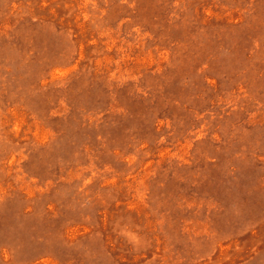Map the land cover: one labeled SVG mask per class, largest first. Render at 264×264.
<instances>
[{"label":"rangeland","instance_id":"374dc122","mask_svg":"<svg viewBox=\"0 0 264 264\" xmlns=\"http://www.w3.org/2000/svg\"><path fill=\"white\" fill-rule=\"evenodd\" d=\"M0 264H264V0H0Z\"/></svg>","mask_w":264,"mask_h":264}]
</instances>
